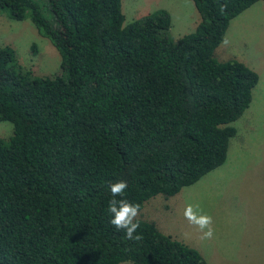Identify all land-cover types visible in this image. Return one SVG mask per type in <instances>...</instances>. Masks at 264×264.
<instances>
[{
	"label": "trees",
	"instance_id": "trees-1",
	"mask_svg": "<svg viewBox=\"0 0 264 264\" xmlns=\"http://www.w3.org/2000/svg\"><path fill=\"white\" fill-rule=\"evenodd\" d=\"M199 20L176 40L156 9L125 24L121 0H0L59 54L34 75L0 46V264H206L198 251L140 220L142 239L110 223V183L142 204L221 165L257 73L213 51L256 1L191 0ZM42 4V6L40 5ZM31 53L35 45H30Z\"/></svg>",
	"mask_w": 264,
	"mask_h": 264
},
{
	"label": "rangeland",
	"instance_id": "rangeland-1",
	"mask_svg": "<svg viewBox=\"0 0 264 264\" xmlns=\"http://www.w3.org/2000/svg\"><path fill=\"white\" fill-rule=\"evenodd\" d=\"M159 8L169 12L168 34L173 40L192 31L199 20L191 0H121L123 24ZM2 45L10 46L18 63L34 75L59 72L58 52L28 18L12 20L0 14ZM225 45L229 46L223 49ZM213 57L242 58L258 75L248 107L231 122L235 134L225 160L176 194L144 201L138 219L153 221L162 233L196 249L206 264H264V2H254L229 21ZM10 134L11 123L0 121V137ZM189 202L213 216L212 239H201L199 230L184 218Z\"/></svg>",
	"mask_w": 264,
	"mask_h": 264
},
{
	"label": "clouds",
	"instance_id": "clouds-1",
	"mask_svg": "<svg viewBox=\"0 0 264 264\" xmlns=\"http://www.w3.org/2000/svg\"><path fill=\"white\" fill-rule=\"evenodd\" d=\"M128 183L124 179H118L108 186L111 199L108 201L107 211L110 214L109 223L118 231L122 230L126 239L132 241L141 240L140 220L141 204L125 198ZM183 216L190 225L195 226L201 233V239H212L215 234L213 216L204 211L199 204L186 203L183 208Z\"/></svg>",
	"mask_w": 264,
	"mask_h": 264
},
{
	"label": "crops",
	"instance_id": "crops-1",
	"mask_svg": "<svg viewBox=\"0 0 264 264\" xmlns=\"http://www.w3.org/2000/svg\"><path fill=\"white\" fill-rule=\"evenodd\" d=\"M227 46H229V45H225V46H223V49L225 48V47H227ZM239 60H241V61H243L245 64H247V65H249L245 60H243L242 58H240ZM249 66H251V65H249ZM250 68H252L255 72H256V70L251 66Z\"/></svg>",
	"mask_w": 264,
	"mask_h": 264
}]
</instances>
